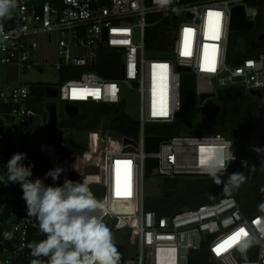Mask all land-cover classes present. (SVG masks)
Wrapping results in <instances>:
<instances>
[{
  "label": "built area",
  "instance_id": "built-area-1",
  "mask_svg": "<svg viewBox=\"0 0 264 264\" xmlns=\"http://www.w3.org/2000/svg\"><path fill=\"white\" fill-rule=\"evenodd\" d=\"M239 6L254 28L262 0H60L42 5L15 0L10 17L0 21V65L25 73L50 66L61 81L56 87L31 83L0 90V162L6 165L13 154L26 153L25 164L44 158L51 169L62 168L60 185L65 180L88 179L89 186L99 188L100 202L107 205L101 209V219H114V231L127 229L138 235L136 259L121 264H190L202 249L208 252L209 264H264L263 214H245L229 195L214 204L159 216L145 210L147 198L142 188V180L148 175L165 180L209 178L201 163L209 142L201 138H215L213 143L233 142L218 133L172 136L159 144L156 153L145 152V138L149 137L145 128L171 124L180 115L183 80L194 81L195 106L200 110L208 102L214 103V99L206 98L199 104L201 95H216L226 88L264 90V53L238 65L227 61L231 11ZM153 29L157 31L156 47L147 49V31ZM106 53L120 58L118 67L103 66L104 73L116 76L112 79L93 70L102 66ZM178 67L190 72H178ZM125 89L138 94L137 139L102 128L88 131L86 150L79 157L60 154L61 145L44 143L45 125L40 114L44 110L48 118L47 105L54 103L53 99L74 107L124 105ZM52 91L54 98H48ZM31 117L39 119L41 146L36 151L29 147ZM57 119L62 143L70 130L59 127L58 110ZM50 139L54 141L52 134ZM124 139L132 143L124 144ZM42 146H46L43 151ZM232 151L235 162L238 149L234 142ZM147 159H156L157 167L146 170ZM21 197L18 184L0 183V264H30L34 259L28 247L26 204ZM112 204L129 211L113 213ZM241 228L246 235L231 239ZM4 232H12L14 238L5 240ZM249 239L261 242L241 254L239 248ZM190 250L198 253L190 254ZM40 259L46 264L47 258Z\"/></svg>",
  "mask_w": 264,
  "mask_h": 264
},
{
  "label": "trees",
  "instance_id": "trees-1",
  "mask_svg": "<svg viewBox=\"0 0 264 264\" xmlns=\"http://www.w3.org/2000/svg\"><path fill=\"white\" fill-rule=\"evenodd\" d=\"M35 5L44 3L56 4L60 0H31ZM258 21L264 25V0H262V8ZM256 25V24H255ZM246 35L245 45L242 50H235V47L228 46L227 61L231 65H238L243 60L253 58L260 53H264V40L258 41V37L264 34V26H258ZM157 40V31L155 29L147 31L146 47L147 49L155 48ZM102 66L93 68V70L103 78L112 79L116 76L108 75L103 72V66L109 69L118 67L120 58L115 55L106 53L101 59ZM263 91V90H262ZM261 98L253 97L245 93L239 88H226L217 91L214 103L220 107L219 116L212 122H222L218 126L217 133L225 137L227 132H236V140L231 139L238 149L237 161L231 163L227 169V174L243 172L247 179L236 189L228 193L235 198L245 214H263L264 208V93ZM245 93V94H244ZM78 108L77 116L73 118L61 119L59 127L62 129H73L76 133L88 132L97 129H107L117 136H123L129 139H137L139 134V124L136 119H132L124 114V105H103L90 104L85 106H76ZM40 112V109H36ZM182 109L180 115L171 124H152L145 128L147 136H187L195 135L189 133L187 127L184 126V112ZM200 115V112H199ZM157 127V128H156ZM157 129V130H156ZM44 138L47 144L54 142L48 137L46 130H43ZM216 134V133H215ZM263 143V145H260ZM61 145V146H60ZM59 147V153L65 156L79 157L85 150L86 145L74 141L66 136ZM261 151H254V149ZM241 161H247L248 168L241 166ZM33 179H43L45 173L51 170V165L47 159L41 158L32 163ZM255 167L254 171L249 169ZM226 179V177H225ZM60 179L53 182L51 178L44 180L47 185L60 186ZM5 187H3V191ZM96 199L101 198L102 191L99 188L92 190ZM224 193L222 186H217L211 178L201 179H183L175 178L166 180L163 188V195L160 198L146 199L145 210L155 212L159 216H170L179 210L185 208H194L202 204H214L218 201L220 194ZM114 224V219L110 218ZM45 237L39 233L37 227L33 223H29V241L39 242ZM190 264H209L208 252L204 249L194 257Z\"/></svg>",
  "mask_w": 264,
  "mask_h": 264
},
{
  "label": "clouds",
  "instance_id": "clouds-1",
  "mask_svg": "<svg viewBox=\"0 0 264 264\" xmlns=\"http://www.w3.org/2000/svg\"><path fill=\"white\" fill-rule=\"evenodd\" d=\"M165 0L164 3H167ZM15 0H0V21L10 17ZM209 142L207 155L203 160L202 171L214 184L222 186L224 193H230L245 182L243 172L227 174V168L236 157L230 141H216L204 137ZM46 146H42V151ZM261 151V149H254ZM26 153H15L4 165L6 175H0V183L18 184L22 199L26 204V220L37 227L45 238L28 245L34 258L30 264H42L41 257L47 258L46 264H121V253L113 240L110 229L98 213L107 205L98 201L89 187L88 179L82 182L65 180L63 185H47L44 180L58 181L62 168H54L45 173L43 179H33L34 165L25 164ZM241 166L248 168L247 161ZM255 167L249 169L254 171ZM226 177V179H225ZM264 208V205H261ZM264 232V228L261 229ZM5 240H12V232H4ZM258 239L244 242L239 251L243 254Z\"/></svg>",
  "mask_w": 264,
  "mask_h": 264
},
{
  "label": "rangeland",
  "instance_id": "rangeland-1",
  "mask_svg": "<svg viewBox=\"0 0 264 264\" xmlns=\"http://www.w3.org/2000/svg\"><path fill=\"white\" fill-rule=\"evenodd\" d=\"M255 24L256 27L264 26L263 22L258 20ZM137 37L138 36L136 32L135 43L138 42ZM64 38L66 39L67 36H64ZM229 41H230V45L232 47H235V50H242L243 49L242 46L245 45L246 42V35H244L241 32H230ZM60 81L61 80L58 72H56V70L50 66L44 67L41 72H39L37 69H32L29 72L25 73V72H18L15 68L10 66L0 65V90L8 91L18 86V84L28 85L31 83H38V86L41 87H44L46 84H49L52 87H56L57 84L60 83ZM244 92L247 93L246 91ZM262 93H264V90L262 91ZM122 99L125 105L126 115L132 119H137L138 107H139L138 94L134 91L125 89L122 95ZM53 102L57 106V110L59 113V122L61 121V119L68 118L67 114L64 111V106L66 105V103L58 102L55 99H53ZM85 105H90V104H76L75 106H85ZM199 112L200 109H198L197 106H195L194 108H189L184 112V118H182V120L184 121L183 122L184 126L188 128L189 133H193L198 136L213 135L217 133L218 126H220L222 122L221 121L217 123L215 122V124L206 123L201 117V115H199ZM40 116H42L46 133L48 137H50L51 133L47 128L48 118L45 115L44 110L42 111V114H40ZM146 128H148V126ZM69 130H70V135H68V137L84 145L86 144L87 132L76 133L73 131V129H69ZM226 136L233 140H236V132H227ZM44 143L47 144L45 138H44ZM260 145H263V143H261ZM3 167L4 164L0 162V175L6 176ZM165 182L166 180L163 177L154 176V175L145 176L144 179L142 180V188L145 197L147 199L160 198L163 195V188ZM89 187L91 191L94 190V188H96V186H89ZM96 197L97 196H95V198ZM100 199L101 198L97 200L100 201ZM110 210L113 213H123L129 211L127 208L120 206V204H112L110 206ZM103 222L110 229L117 250L121 253V263L127 260H135L139 248L137 233L127 229L114 231L113 223L111 222L110 217H106L105 219H103Z\"/></svg>",
  "mask_w": 264,
  "mask_h": 264
},
{
  "label": "water",
  "instance_id": "water-1",
  "mask_svg": "<svg viewBox=\"0 0 264 264\" xmlns=\"http://www.w3.org/2000/svg\"><path fill=\"white\" fill-rule=\"evenodd\" d=\"M3 19L2 21H4ZM253 29V23L246 21L244 18V11L241 6L235 7L231 11V17L229 22V31L230 32H241V33H250ZM258 41L264 40V34L260 35ZM178 72L189 73L188 68L178 67ZM248 94L261 98V93L257 91H248ZM48 98H54V92L47 94ZM206 98L214 99L215 94L201 95L198 99V103L201 104ZM180 107L182 109H189L195 107V83L193 80H183L180 84ZM54 103L47 105L48 111V129L53 136L54 144L60 145L62 141L63 132L57 129L58 119H57V109ZM64 111L67 114L68 118H73L77 116L78 109L72 105H65ZM220 114V107L213 102H208L201 110L200 115L207 121H214ZM38 125L39 119L37 117H31L30 120V131H29V147L31 151H36L41 146V141L38 137ZM168 140V137L161 136H150L145 138V152L148 154H153L158 151L159 144L162 141ZM132 143L128 139H124V144ZM157 167L156 159H147L146 160V170H151ZM228 193H222L219 195L218 200L228 198ZM98 215L103 216V212L100 210ZM190 254H197V250H190ZM214 264H220L219 262H214Z\"/></svg>",
  "mask_w": 264,
  "mask_h": 264
},
{
  "label": "snow or ice",
  "instance_id": "snow-or-ice-1",
  "mask_svg": "<svg viewBox=\"0 0 264 264\" xmlns=\"http://www.w3.org/2000/svg\"><path fill=\"white\" fill-rule=\"evenodd\" d=\"M164 2H165V0H161V3H164ZM161 67H164V66H161ZM164 114H166V113H164ZM201 163H203V160L201 161ZM118 191H119V189H118ZM241 234H245V235H246L245 230H244L243 228H241V229L239 230V232H237L233 237H231V239H236V238L239 237ZM217 250H219V249H217Z\"/></svg>",
  "mask_w": 264,
  "mask_h": 264
},
{
  "label": "flooded vegetation",
  "instance_id": "flooded-vegetation-1",
  "mask_svg": "<svg viewBox=\"0 0 264 264\" xmlns=\"http://www.w3.org/2000/svg\"><path fill=\"white\" fill-rule=\"evenodd\" d=\"M254 97V96H253ZM77 108V107H76ZM78 109V108H77ZM79 111V110H78Z\"/></svg>",
  "mask_w": 264,
  "mask_h": 264
}]
</instances>
